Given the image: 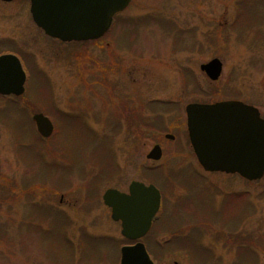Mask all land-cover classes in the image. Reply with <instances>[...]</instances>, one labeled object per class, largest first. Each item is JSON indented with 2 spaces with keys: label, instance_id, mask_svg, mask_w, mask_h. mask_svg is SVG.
Instances as JSON below:
<instances>
[{
  "label": "rangeland",
  "instance_id": "1",
  "mask_svg": "<svg viewBox=\"0 0 264 264\" xmlns=\"http://www.w3.org/2000/svg\"><path fill=\"white\" fill-rule=\"evenodd\" d=\"M14 53L32 80L17 111H0V264H119L128 243L101 197L131 181L163 192L147 249L166 231L200 237L192 261L175 249L155 264H264V176L203 172L184 112L235 99L264 119V0H133L102 39L77 44L46 37L28 0L2 2L0 55ZM213 59L215 82L199 69ZM37 113L55 127L49 139ZM154 144L157 162L146 160Z\"/></svg>",
  "mask_w": 264,
  "mask_h": 264
},
{
  "label": "water",
  "instance_id": "2",
  "mask_svg": "<svg viewBox=\"0 0 264 264\" xmlns=\"http://www.w3.org/2000/svg\"><path fill=\"white\" fill-rule=\"evenodd\" d=\"M131 1L30 0V13L37 27L52 38L64 42L90 41L101 38L109 30L114 15L126 9ZM200 71L215 82L221 75L222 63L213 59L201 65ZM24 83L25 74L19 61L11 55L1 56L0 95L21 96ZM185 113L191 148L205 172L238 174L249 182L263 177L264 120L255 108L238 101H221L189 104ZM33 121L42 138L51 136L53 126L46 117L35 114ZM165 138L173 140L171 135ZM161 155L156 145L146 158L158 161ZM102 200L111 209L112 221L120 222L122 237L133 242L148 233L160 205L158 190L138 182L130 183L127 194L109 189ZM119 264L154 263L144 245L136 242L120 248Z\"/></svg>",
  "mask_w": 264,
  "mask_h": 264
},
{
  "label": "trees",
  "instance_id": "3",
  "mask_svg": "<svg viewBox=\"0 0 264 264\" xmlns=\"http://www.w3.org/2000/svg\"><path fill=\"white\" fill-rule=\"evenodd\" d=\"M7 108H10V110H12V111H17L16 110L17 107L14 105H8ZM151 110H153V109H151ZM0 121H3V122L8 121V117H6L1 112H0ZM142 122H139V125L143 126L144 128H147L148 125L145 126V124ZM149 128H150V126L148 127V129ZM154 128H156V127H153L152 131L156 130ZM227 199L229 201H234L236 198H233V196H232V197H227ZM61 229H63L62 233H63V236H65L66 227H62ZM166 232H167V234H171L170 239L168 241H166V242L164 241L163 243H159V244L157 243L154 246H151V245L148 246V252L150 253L151 256L154 255L155 252L161 256V255H163L164 252H167V250L169 252H172L173 250L178 249V250H180L179 253L181 255H184L185 258H187V257L190 258L191 261L193 260V258L198 257V255H197L198 249H197V247H196V249H194V246H193V244L199 245L198 242L200 241V237H198V234L196 236H193V237L183 236V238H182V235L178 234V232H176V233H171L172 231H166ZM150 247L152 248V250H150L151 249Z\"/></svg>",
  "mask_w": 264,
  "mask_h": 264
},
{
  "label": "flooded vegetation",
  "instance_id": "4",
  "mask_svg": "<svg viewBox=\"0 0 264 264\" xmlns=\"http://www.w3.org/2000/svg\"><path fill=\"white\" fill-rule=\"evenodd\" d=\"M0 3H2L1 1H0ZM3 4H6V3H3ZM54 40V39H53ZM55 41H57V40H55ZM57 42H59V41H57ZM59 43H61V42H59ZM62 44H64V43H62ZM67 44H72V43H67ZM74 44H77V43H74ZM3 55V54H2ZM12 55H14V56H16L18 59H19V61H20V63H21V65H22V57H21V55L19 54V53H14V54H12ZM1 56V55H0ZM30 71V70H29ZM35 76H37V75H35ZM38 77H40V76H38ZM29 79V80H28ZM31 80H32V75H31V72H27V76H26V81H25V85H24V93H25V91H27L26 90V88H28L29 87V85L28 86H26V84H27V82H30L31 83ZM103 82L101 81L100 83H99V86L101 87V88H103L104 86H103V84H102ZM22 97V96H21ZM21 97H19V98H16L15 96H13V95H9V96H2V95H0V101H2V100H4V101H6L7 100V104H2V106H1V110L0 111H3L4 109H6L7 107H8V105H14V106H16L18 109H19V107L17 106V104H15V103H17V101L21 98ZM3 107V108H2ZM131 114V113H130ZM33 116V115H32ZM31 120H32V118H31ZM52 123V122H51ZM130 125V124H129ZM131 126V125H130ZM53 127H54V125H53ZM173 140H174V137H173ZM172 140V141H173Z\"/></svg>",
  "mask_w": 264,
  "mask_h": 264
},
{
  "label": "bare ground",
  "instance_id": "5",
  "mask_svg": "<svg viewBox=\"0 0 264 264\" xmlns=\"http://www.w3.org/2000/svg\"><path fill=\"white\" fill-rule=\"evenodd\" d=\"M107 190H109V189H107ZM107 190H105V191H107ZM105 191H104V193H105Z\"/></svg>",
  "mask_w": 264,
  "mask_h": 264
}]
</instances>
